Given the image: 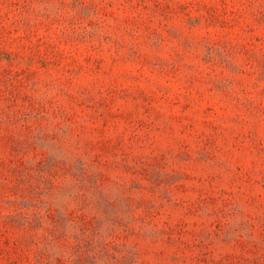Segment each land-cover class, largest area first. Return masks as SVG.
I'll use <instances>...</instances> for the list:
<instances>
[{
    "label": "rangeland",
    "instance_id": "obj_1",
    "mask_svg": "<svg viewBox=\"0 0 264 264\" xmlns=\"http://www.w3.org/2000/svg\"><path fill=\"white\" fill-rule=\"evenodd\" d=\"M0 264H264V0H0Z\"/></svg>",
    "mask_w": 264,
    "mask_h": 264
}]
</instances>
